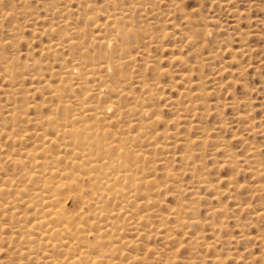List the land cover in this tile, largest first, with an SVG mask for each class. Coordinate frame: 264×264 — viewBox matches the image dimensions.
<instances>
[{"label": "bare ground", "instance_id": "6f19581e", "mask_svg": "<svg viewBox=\"0 0 264 264\" xmlns=\"http://www.w3.org/2000/svg\"><path fill=\"white\" fill-rule=\"evenodd\" d=\"M20 1H22V4L25 3L21 7H23L24 5L26 7L27 3L23 2V0H20ZM26 1L28 3L30 2V0H26ZM58 1L60 0H54L56 5L52 3L51 1L47 2V4L49 5L52 4L51 5L52 9L56 10L54 13L58 14V17L55 16L58 19V21L57 19L53 20L52 18V21L53 22L55 21V24L53 22H52L53 24L47 22L48 23V26H47L46 25L47 23L46 24L44 23L45 21L44 17L40 15L43 18V23L47 27L45 28L40 25L43 28H40L39 26L40 28L39 30L38 29L34 30L35 31L34 33L38 34V36L44 35L43 37L44 39H45V36L48 38V41H46L47 42L46 44L43 40H42L44 42L43 44L40 42V44L43 45V46L41 45V51L44 52L43 54L54 56L56 55V52L58 53V51H60L61 53L67 52V55H68L67 58H65V55H62V54L59 55V57L60 56H63V57L58 59L60 62L57 65L58 69H55L53 67L51 68L50 66H48V68L49 67L51 68V69L49 68L50 70H48L50 72V73L48 72L49 77L50 79L53 78L56 80L55 81L56 84L54 83L55 85H51V83L44 76H42L44 77L43 80L46 79L47 81L44 80L42 85L41 84L40 86L38 85V83H41L40 78L38 79L40 81L38 82L35 81L36 82L35 86L38 85L36 88H34L35 90L37 89L36 91L42 92V90L44 91V89H46V91H48L47 93H49L50 96L56 99L55 104L52 103L53 101L50 102L51 104H54V107H52L51 105L50 108L45 101L47 105L46 106L47 108L45 111L47 114L49 113L48 115L46 116L44 115L45 117H39V118H34V119H31V117L28 115L30 118L29 117L26 118L27 115L25 113V109H27V106H26L27 104L25 102L26 105H24L23 103H22L23 105H21L20 101L21 100L24 101L22 99L24 97H21V100L19 98L20 93H23V92H20V83H23L22 82L23 80L20 81L21 79L20 69L21 70H24V69L31 70V71H33L32 69H34L37 71V69H42V66H41L42 63L40 64V62H38V60L34 58L31 60L30 63L24 59L26 62L23 60L24 62L20 65V62L18 60H14L11 58L3 60V54H0V61L3 60L1 62L2 64L0 63V68H1L0 75L2 79L6 81L9 85L8 88H1L3 89L1 94H2L3 99L5 100V104L2 106L0 105V251H2V248L4 246L2 242H4L5 244L4 247H6V249L8 248L6 246L7 244L5 243L7 241V243H9L8 245L9 247H11L10 244L14 245L13 246L14 248L13 247L12 248L15 250L13 252H15L16 254V256H14L13 254L14 259L10 258L11 260L9 262L6 261L8 263H5V264H152V263L156 264L159 261V259L160 258L162 259L163 257L165 259L162 260V263L160 264H172V262H174L176 257L180 256L178 255V251H177L178 248L180 247L181 248L185 247L186 249H188L187 250L188 252L191 251L197 254V256H193V257L191 256L192 261H189L188 264H193L194 262L193 259L194 260L199 259L200 260L199 263L201 262L202 264L203 263L204 264L205 263L207 264H226L227 260L236 261L237 259L238 260L241 259V257L243 255L245 256V254L247 253L250 255V250L247 249L246 246H243L245 247L243 248L244 249L243 251L240 250L242 253H245V254H242V253L238 254L236 253L238 252V250L234 251L233 249L231 250V248L229 247L228 248L224 247V245L230 246L232 244L230 240H228V237L231 236L230 234H232L233 232L232 233L227 232L228 226L225 224L226 223L225 220L229 217V216L227 217L228 214L226 212L230 211L231 209L227 208L228 211H226L225 209L226 207L224 206L225 203H223V206H221L222 202H224L225 200L221 202V205L219 204V201L221 200L220 197L227 196V199H228L230 195H231L230 199H232L233 197L234 200L236 199V201H238L240 197H238V200H237V198H235L236 195L233 196L232 194L233 193L238 194L237 192H240L242 189H246V191L248 190L247 184L243 183L245 186L247 185L246 187H243V184L238 183V180L236 179L237 177H234L235 172L236 174H242V175L244 173H248L250 176L254 178L253 185L251 186L252 191L250 192H248L249 190L247 191L249 195L251 193V195L249 196L250 198L248 197L246 192H244L246 197L249 198V200H246V197H244L245 200L250 201V199L257 197L258 198L257 200H261V202L264 201V161H263L264 157L262 159V156H264V153L263 155L261 154L262 156H258L260 152L258 151V149H260V147L258 146L260 145L256 146L252 142H251L252 145H250V143H245V141L248 142L247 140L249 138L245 136H248V135L252 136V134L257 133L256 131H259V130H256V127L253 126L254 118H250L251 116L250 117L248 116V112L250 111H248L246 113L247 115H245L243 113L241 114V110L239 112V110L237 109H236L237 113L234 114L236 116L232 118L234 120L233 123L239 124V127H241L242 132L244 131L243 133L240 132V134L237 135L238 136L237 140L240 142V145H242L241 143L245 145V146L242 145V147L244 146L243 150L246 151L245 152L246 155L244 154L243 158L242 156L237 155L236 152H234L233 149L231 148L232 146L228 144V143L231 144L232 142L230 141L227 142L224 140L220 142L219 139L217 140L219 141V143L215 141V139H217V137L214 134L215 133L214 131L216 128L213 129L214 131L212 130L214 132L213 134L215 137L213 141L217 142L215 144L214 150L220 152L221 153L220 156L222 157L220 161L217 160L219 161V163L214 159L217 156L212 157L214 162L212 163L211 166H215V165L218 166L217 169H215L216 166L215 168L213 167L215 169V172L216 170H219L220 167L222 168L227 167L231 171L232 170L235 171L233 174L231 173L233 177L228 173L230 176L226 174L224 175L225 178H221L223 175L222 176L220 175L221 176L220 177L219 174H218L219 176L218 177L215 173L216 178H217L215 179L216 180L215 182L211 179V169L208 167L210 165H206L202 162H198L194 158V157L203 158L205 156L204 150L207 146L208 147L206 149L209 150V143H210L208 142L209 139H211V142H213L212 138H210L206 134L209 130L206 128L203 129L204 127L202 128L201 123H199L200 126L198 124L195 125L192 123L194 121L193 119L195 118L198 119V117H201L203 115L204 111H207V109L210 108L209 105L214 102V101L211 102L209 100L212 97V95L215 94L216 91L218 92L219 90H221L222 88H225L226 94H227L228 89L226 88L231 87V86H228V84L229 82L233 83L232 80L234 79L232 78L231 80V77H234L233 74L237 72L238 75H240L242 71L244 70L243 67L240 65V63H235V68L233 67L235 71H233L230 68L231 66L230 63L236 61L238 59L237 56H243L244 54H247V53L251 54V52L255 53L256 51L255 49L258 47L256 48L254 47L255 48L254 49L255 51H254L252 50L253 46L251 47L252 49H250L248 44H247L248 47H246L243 44L242 45L240 44L238 46L239 47L238 49H232V47H230L229 44L227 45L222 42L223 40L225 42L227 39L225 40L223 38V40L220 42L216 41L214 44L218 45L216 46L218 49L221 50L223 44L225 45V47L229 48L228 49V52L230 54L229 58L231 57L232 59H234V61L231 59L227 61L228 63L230 62L229 63L230 66L228 65L225 66L221 64V66L223 65L224 67L220 68L221 66L220 67L216 66L219 61L218 62L216 61V64H212V65L216 66L215 70L216 68L217 70L219 69L220 70L217 72L214 71L213 70L214 68L212 67L210 63L211 62L213 63V61L219 57V53H218L219 51L218 50L214 51L213 48H212L213 50L212 51L207 48L208 49L207 56L202 60H197L199 58H197L198 56L195 55L196 60L194 59L193 61L191 60L193 63L192 62L190 63H192L193 65L192 66L187 65L190 67V69L189 68L188 69L189 71L195 74V72L200 71L204 67L207 68L210 65V67L208 68H213L212 70L216 72V75L219 76V74L225 73V75H227L228 78H224V79L226 80L230 79L231 81L229 80L227 82H224L225 80L221 81L219 77L218 79L219 82H216V78L212 77L213 82H211V85L213 86L209 87L210 89H207L208 87L206 88V80H204L203 76H200L201 74L199 75V77L197 75V78L194 80L193 78L190 77V74L188 72L187 73L189 75L184 71L185 70L184 68L186 67H183V71L187 75L184 73L180 74L178 72L179 70L177 71V69H175L179 73L180 75L179 80L182 83L181 84L182 88H180L181 90L179 89L180 92L178 91L177 96L180 95V98H183V100L181 99L183 102L180 103L179 101L177 103L179 99V97H177L178 99L175 100L176 102L171 103L170 102L171 100L169 99V95H167L168 97L163 96L164 92L162 90L164 89H163V85H160V84H162L161 81L163 80L161 78L164 77V75L165 76L168 75V73L172 71L167 72L165 71V69L160 70V68H158L160 66L157 63V61L155 63L153 62V66H155L156 64L158 69L154 68L155 72L153 73V75H151L153 76V78L152 79H150L151 77L149 78V80H151L152 82L146 81L147 79L136 81L134 80L135 78L133 76L134 78L133 83L136 81L135 83L136 85H138L139 93L136 94L135 93L136 91H134L133 93H129L125 91L126 90L125 87L131 86V83H132L131 81L132 77H129L130 75L128 76V74H130L131 71L127 69L129 65L131 66V63L134 58V56L132 57V51L133 50L137 51L136 46H133L131 41L133 40L134 42H136L138 36L140 34H143L146 47L147 45H150V46L152 45L153 48H155V50L157 49V51H160V50L162 51L161 48L165 47L164 46L165 42L163 43V40L165 38H172V41L174 40H176V42L179 41L180 44H182L181 40H184L183 43L185 42V44L191 48L195 47L194 50L196 51V53L197 51L199 53L201 51V48H204L203 45L207 44L206 42L210 41V38L214 34L216 35L217 32L222 31V28H223L222 26L224 25H220L219 22L217 23L218 20L217 21L214 19L206 20V18L203 19L202 16L198 14V12L196 13L202 19L199 20L200 22L199 24L197 22L195 23V21L191 19V16L188 15V13L183 14V12H181L182 9L180 10L181 7H179L180 6L179 4H181L182 2L181 3L179 2L183 0H168L171 3L169 4V9L167 10V14H164V12L166 13V10H163L164 12H162L163 15H165L164 17L165 19L163 18L164 19L162 21L163 25H161V27L158 28L160 31L159 32L160 35L159 34L157 35V34H154L155 31L153 32L151 28L154 25L153 26L151 25L150 27L148 20L153 19V17L157 14L154 11H156L157 9L158 11L160 10L159 8H157L159 5L156 7V9L150 10L152 11V13L150 11L149 12L146 11L147 9L146 6L147 5L151 6L154 2H157L155 0H106V2H104L105 0L103 1L101 0L103 4L106 3L104 4L105 6L102 5L101 7H96L92 3L93 0H70L71 2L74 3V7L76 5V9L72 7L71 10L69 6L68 8L59 7ZM61 1L63 3L65 0H61ZM225 1L224 2L223 0L214 1V3L216 4L215 6H217L215 8L223 6ZM211 2H213V0ZM18 3L19 2L17 1V4ZM19 4H21V2ZM68 4L70 5V3ZM68 4L65 3V5H68ZM125 4L127 5L125 6ZM166 4H167V0H166ZM212 4L213 3H211V5ZM34 5L35 3L33 4V6ZM100 5L101 4L98 3V6ZM254 5L256 4L254 3ZM258 5L256 7L254 6L255 9H258V8L260 9ZM15 6H16V2H15ZM225 6L226 8L228 7L226 3L223 8H225ZM34 7L33 9L37 8V7L36 8ZM51 7L47 9L45 6V9L50 10ZM63 7H65L64 4H63ZM152 8H153V5H152ZM3 9L5 8L3 7ZM37 9L35 10L36 12H37ZM226 10H228V8ZM9 11L10 13H8ZM9 11L3 12L1 10L0 18L4 19L8 16L12 17V13H11L12 11L11 10ZM25 11L23 10V12ZM175 11H178V12L180 11L182 13L183 19L180 24L173 23L172 20L174 18H170L171 16L170 13L171 12L173 13ZM51 12L53 11L51 10ZM193 12L195 11H192V13ZM225 12L227 13V11ZM233 12H235V10L232 11L231 14ZM202 13L203 12L201 11V14ZM72 14L74 15V18H75L74 20L72 19L74 22L70 21L71 20L70 15ZM131 14H138L136 16L140 17L139 19L140 24L141 22H145L144 23L145 25H143L142 23L141 27H138L135 29L133 25L138 24L136 23L138 22V19L134 18L137 21H134V24H132L133 18ZM43 15L45 14L43 13ZM204 15L205 14H203V17ZM52 16L54 17V14H52ZM99 16L103 18L104 20L103 22H99V19H98ZM141 17H143V21L141 20L142 19ZM236 17H233V20H235L234 18ZM42 18H39V19L41 20ZM46 18H48V21H49V17H46ZM192 18L194 19V17ZM37 19H34V20H37ZM79 19H81L82 21L81 25H78L80 24L78 23ZM238 20L240 23V17ZM258 21L260 20L258 19L257 22ZM151 23H154V22H151ZM201 23H203L202 28H200L201 26L199 27L200 29L195 28V26L198 27ZM236 23H237V20H235L234 23L231 24V26L233 27L237 26L238 23L237 24ZM261 24H264V23H261ZM166 25L170 26V28L172 29L171 33L166 32L167 31ZM28 26H27V29L29 28ZM33 26L35 27V25ZM91 26L92 28H90ZM23 28H26V27L23 26ZM23 28H22V31H23ZM226 29L228 30V28ZM226 29H223V31ZM233 30L235 29L233 28ZM17 31H19V28H12V29L8 28V30L5 31L7 36L12 37L11 41L9 42L7 41L8 45L9 46L11 45L12 48L15 44L17 45V42L20 40V37L22 36L20 35L22 31L20 34H18ZM242 32L243 31H240L239 33H242ZM256 34L258 36V33ZM215 35L213 36L212 39H214ZM31 37H32V34H31ZM33 37H37V36L33 35ZM143 37H139V38L142 39ZM246 38L248 39V37H245V39ZM212 39L211 41H214ZM216 39H218V37ZM165 40L167 41V39ZM240 40L242 41L243 39L240 38ZM244 40L242 42L245 44ZM198 41L202 42L201 43L202 45L199 46ZM238 41H239V38H238ZM36 42H39V40ZM141 42H138V43L142 44ZM170 43H173V42H170ZM174 44L175 43H173V48H174ZM180 44L179 46H181ZM2 45H5V42L3 43L0 41V49H2ZM167 45L168 44H166V46ZM139 46L141 47V45ZM145 46H142V47L145 48ZM150 46H149V49H150ZM132 47H135L136 49H132ZM167 47L169 48V46ZM171 47L170 49H172ZM216 47H214V49H216ZM141 48H140V51H141ZM159 48L160 50H158ZM168 48L167 50H163V51H168ZM175 48H178V47L175 46ZM191 48L190 50L192 51L193 49ZM33 49L35 48L33 47ZM39 49L40 47L38 48V50ZM261 49L258 48L257 51L260 50V53H261ZM146 50H145V55L151 51H154V49L153 50L150 49V51L147 50L149 52H146ZM224 51L225 49H223V51L221 52H224ZM21 52H23L22 49H21ZM134 52H133V55H135L136 53ZM167 53H168V59L166 58V61H164L165 63L168 60L170 63L169 62L167 63L169 64L176 63V64L184 65L188 62V61L185 62L186 59L182 60L183 58L180 57V55L175 56L176 54H179V53H175L174 56L171 55V52L170 53L167 52ZM40 54L42 53H39L38 55L40 56ZM142 54L143 53H141V55ZM169 54L171 57H169ZM201 54L199 55L202 56ZM149 55L148 56L146 55L147 59L150 57ZM39 56H37V58ZM165 56L163 55V57H160L159 55L160 58H163L162 60L165 59L164 58ZM220 56L222 57V53L220 54ZM250 56H248V58ZM236 57L237 59L235 60ZM5 58H7V56ZM140 58L139 60L143 61ZM160 58L159 60H161ZM50 60H51V57H50ZM149 60L148 62H150L151 64L152 60L150 61ZM241 60L240 62H242ZM54 62L53 63L51 62V63L54 65ZM134 62L136 61H133V64ZM227 62L225 61L226 64H228ZM47 63L48 65L52 66V64H49L50 62H47ZM220 63L221 62H219L218 65H220ZM258 63H261V61ZM145 66H146V63H145ZM135 68L132 69V66H131V68L129 69H132L133 71ZM151 68L153 67L151 66ZM136 69L139 70L138 68ZM144 69H140V71L142 70L144 71ZM176 71H174L175 74L177 73ZM134 72L136 71L131 72V74ZM180 72H181V69H180ZM257 72L258 71H256V73ZM31 73L34 74V72H31ZM41 73H38L36 76H40ZM174 73H173V76H174ZM178 73L176 75H178ZM48 74L45 76L47 77ZM144 74L146 76V72ZM205 75L206 77H208L206 73ZM208 75L211 76V70H210V73H208ZM216 75L214 77H216ZM36 76H35V79L38 78V77L36 78ZM28 77L29 79H31L30 74ZM170 77H172V74H170ZM24 78L25 76H23V79ZM145 78H147V76ZM2 79H0L1 82H2ZM172 79L171 81H173ZM209 79H211V77ZM164 80L163 82L166 86L167 84L165 83ZM169 80L170 78L167 81L169 82ZM31 83L33 85L35 84L34 82H31ZM172 83H174V81ZM172 83L171 85H173ZM221 83L223 85H221ZM234 83H237V82L234 81ZM175 84L173 86H176ZM0 87H1V84H0ZM171 87L172 86L166 89H171ZM103 88L107 91L108 94L116 97L117 101L109 100L110 103H107L108 101L107 100L106 103L108 105H105L106 103L105 101H103L104 102L103 104L105 106H102L103 104L102 103L100 104L99 100H101L100 98L103 96V95L101 96V90ZM133 89L131 88L132 91ZM176 90L178 89L176 88ZM46 91H45V94H46ZM64 93L68 94L67 97L64 96L65 95ZM40 95L43 96V94H40ZM63 97L66 99L68 98L70 99L64 100ZM43 98H42V101L39 99L38 100L43 103V100H44ZM220 98H222L221 102L224 101L223 99H225L222 96ZM220 98H219V101H220ZM71 99H73L72 101L74 105L71 103L70 101ZM121 99H127L131 101V102L128 101L127 104L125 103L124 107L127 108L126 112L128 113L129 117L132 115L137 118H133V117L128 118L127 113L125 114L123 110L124 107L119 108L120 101L123 103V100ZM26 100L27 99H25V101ZM208 100L210 101L209 105L207 104ZM230 100L232 101L227 102L230 108L232 107L233 109V108L242 107V106H238L239 105V103L237 102L238 99H235V100L230 99ZM243 101L244 103L246 102L245 100ZM35 102H37V100ZM172 102H174L173 99H172ZM70 103L73 106H71ZM38 104L40 105L39 102ZM160 104H163L164 107L167 106L170 111L174 110L173 112L175 113L174 115L176 116L174 118H172L173 115H171L172 117L170 116V119H171L170 124H172L171 125L172 129L175 130L174 128H177L178 130V128H180L181 125L182 126L185 125V127L188 126L186 130H185V127H183V130H185L186 133H189L190 130H194L200 134V136L196 137V139H198L197 143L195 141L196 139L194 136L196 135H194V133L189 135V136L194 135L192 136L193 137L192 139V138H189V136L186 135V133L184 134L185 131H183L184 135L179 130L178 131L175 130L174 132H171L172 130L171 128H170L171 129L170 132H168L169 131L168 125L166 127L168 129L164 128L165 130H163V132H158L160 128L162 127L157 128L156 126L160 123L164 125V122H168V121H165V118H163V116L160 117V114L162 113L157 112L159 110H156L155 112H153L151 111L152 108L149 109V107L160 105ZM178 104L181 105V108L178 107L179 106ZM33 105L35 104L33 103ZM36 105L32 106V108L34 107L33 113H36L38 111L35 109L37 107ZM173 105L174 106L176 105V106L174 107ZM215 105L214 107L210 109L212 110L215 108L216 110L217 107L220 106V104L219 105L217 104L218 106H215ZM241 105H244V104H241ZM246 105H247V102H246ZM167 107H165V109ZM225 107H226V104H225ZM162 108L160 107V109ZM48 109H49V112L47 111ZM120 109L123 110L125 116L127 115V118H122V117L119 118V116L122 115ZM113 111L118 112V113L117 114L115 113V115L110 114V113H113ZM215 112H217V110ZM23 114H25L26 116H23ZM58 114L60 115L59 118L57 117ZM205 114L207 115L208 113H205ZM212 115L213 114L211 113V116ZM220 115H222L221 112H220ZM106 116L113 117V118H107ZM213 117L215 118V116ZM219 118L220 117H218V119ZM221 118H220V121H221ZM122 119H124V121H122ZM162 119H164L163 120L164 122L162 121ZM200 119H198V122ZM205 120H202V122L204 121L206 123ZM31 121H33L32 122L33 128H32L31 133H27L28 130L26 129L20 130V127L24 126V125L21 126L22 123L28 124V123H31ZM222 122H224V124L228 123V122L225 123L224 120H222ZM120 123L121 124L123 123V125H121ZM113 124L115 125L119 124V126L120 125L121 127L123 126L122 127L123 129L119 127L116 129H110L112 128ZM215 126H218V125H215ZM205 127H206V124H205ZM218 127H221V126H218ZM222 127L223 128L221 129V131L224 129V126ZM226 127L224 131L226 130ZM156 128L158 131L156 130ZM211 129L212 128H210V132H212ZM216 130L219 131L218 129ZM48 131H50V133H48ZM204 133L206 134L205 137H203ZM260 134L263 139L262 141V144H263L264 130L260 131L259 136ZM185 135L188 138H186ZM210 136L212 137V135ZM217 136H221V134ZM2 139L4 140L3 142H2ZM28 139L31 142L33 140L32 142L33 146L31 147L24 146L25 141ZM171 141L172 143H170ZM234 142L236 141L234 140ZM26 144H27V141H26ZM210 144L213 145L212 143ZM197 145L201 147L200 148L197 147L196 149H194V146H197ZM213 146H211L212 148L210 147V149H213ZM262 146L263 147L261 148H264V144ZM171 147L174 148V151L171 150ZM175 148H178V151H179L178 154L176 153L177 156H175L176 155ZM210 151L212 152V150ZM158 155L161 157L158 158L159 157ZM257 157H260L262 160L259 158L258 160ZM168 159H170V161L171 160L174 161L177 159V161H179L180 166H182L183 168L179 167L180 171H175L174 169L169 168V166L166 165V161ZM157 164L161 165V168L159 170L161 169L163 170V176L165 177L164 181H162L163 179L162 177H159L158 179L160 178L162 179H160V182H158L157 175L155 173L156 171L155 166H158ZM175 164L177 165L178 162ZM172 168H173V164H172ZM181 169H183V173ZM161 171L159 172L161 173ZM156 172L159 174L158 170ZM217 172L219 173V171ZM184 174H187L189 178L191 179L195 178L196 180L192 181L191 183L189 182V180L187 181V183L186 182L183 183V184L190 183L189 186L182 185L179 183L180 182L179 180L183 179ZM238 177L240 178V176ZM241 178L243 179V177ZM220 183L223 184L226 187V189L223 186L224 190H221L220 186H218ZM239 184H241L242 186ZM168 191L172 193L175 192V194L177 195L176 197H179L178 198L179 200L177 199L176 205L174 204L175 206L172 205V203L176 201L175 198H174L175 200L173 199V201H171L172 206L170 205V207L166 206V204L162 200L163 197H166L167 194L170 193V192L167 193ZM165 193L167 194L165 195ZM161 195L162 197L160 199ZM171 195L172 194L170 193L169 196ZM184 196L189 197L187 198L189 200L187 201L184 198ZM239 196H240V193H239ZM243 196L241 193L242 199H243ZM242 199L240 202L239 201L235 203L233 202L234 203L233 206L235 210L240 211V212L243 211L246 213L251 212L250 216L251 215L253 216H251L250 219H253L256 222L258 220H261V222L262 221L264 222V206L260 208L258 207L259 209H255V208L253 209L254 204L252 207H251L252 204L250 205V203H245L246 201H244V204H243ZM67 200H70L72 203L73 207L71 208V210L69 209L68 206H66ZM201 200L205 202L204 203L202 201L203 204H207V205L208 204L213 205V201H215V203L217 205L219 204V206L218 208L216 207L217 209H215V207L213 209L212 206L211 208H208V207L205 208V215L203 218L200 216L201 217L200 218L198 216L199 214L198 212H199V209L204 206L203 204H201L202 206L200 205L201 207L199 208L198 205L200 204L199 202ZM257 200L254 199V201L256 202ZM167 202L169 203L170 201H167ZM216 204H214V206ZM162 207H166V210H167V212H165L166 214L161 213L162 211L160 212V209ZM240 212L238 213L240 214ZM202 213L204 214V212ZM233 213H234V210H233ZM239 214H237V217H235V219L236 218L238 219ZM245 215L246 217L248 216L247 214ZM233 218L234 216L232 215V218H229V219H233ZM224 224L227 226V229L224 226ZM233 224H232L233 225L232 228H234V226H237L236 227L237 229L238 228L241 229L240 233L239 234L237 233L238 234L237 236L234 235L238 238V240L235 241L234 243H237L239 241V243L241 242V245H242V242L251 241L252 243L259 244L258 248L260 247L262 248V250L264 249V230L256 229L257 232L255 236H251L250 235L251 233L248 230L247 231L249 233H247L246 230L245 231L243 230V228L245 227L250 228L251 226H253L254 223L252 220H248V221L235 220V223ZM232 228L230 226V229L228 231L230 230L233 231ZM251 229H254V228H251ZM222 231H225L226 234L229 233V236L226 235L227 238H223ZM225 232H223L224 235H225ZM177 234L181 235L182 238L187 237L189 240L187 239L186 241H189V242H187L186 244H183L182 241L180 240L178 241L176 239ZM206 234L210 236V239H209L210 241L208 242H206V239H205ZM232 237H233V234L231 236V239ZM156 239H159L160 242L163 244V246L166 245L168 247L169 245L167 244L171 245L170 241L175 239V241L177 240L178 242V244L175 242L177 244V248L175 249V247L174 248L170 247L171 249L169 250L168 247L166 248L164 247L165 249L168 248L169 251L167 250L168 252L164 253L163 257H160L157 251L158 249H161V250L163 249L157 248V251H155L156 249L152 247L151 245L155 243ZM231 241L233 242V239ZM172 243L174 244V242ZM239 243H237V246ZM253 245L256 246L255 244ZM201 246L204 248L206 252V254L204 252L205 256H200V253H198L201 250ZM197 247L199 248V251L197 250ZM248 248H251V247H248ZM204 250H201V251H204ZM201 254H203V252H201ZM184 255L183 257H185ZM253 255L255 256V254H252L249 256L251 259L249 264H264V254L263 253L261 255H258L257 257L256 256L253 257ZM149 258L153 260V262L150 263L148 261ZM2 260L3 262L5 261L4 259ZM178 260L180 262H184V261H181L179 258ZM178 260L176 261L178 262ZM245 261L246 260L244 259V262L242 263L247 264V261L246 262ZM159 262L157 264H159Z\"/></svg>", "mask_w": 264, "mask_h": 264}, {"label": "rangeland", "instance_id": "374dc122", "mask_svg": "<svg viewBox=\"0 0 264 264\" xmlns=\"http://www.w3.org/2000/svg\"><path fill=\"white\" fill-rule=\"evenodd\" d=\"M7 1H8V3H7ZM17 1L20 3L21 2V4H17ZM0 0V11L2 10L3 12H8L9 10H11L12 12V17H13V15H14V17L12 18L11 16H8V17H6V18H4V19H2V18H0V39H2V40H0L1 42H5V45H2V49H0V54H3V60H5V59H14V60H18L19 62H20V65L26 60L27 62H31V60L32 59H36V60H38V62H40V64H41V66H42V69H37V71L36 70H34V69H32L33 71H31V70H21L20 69V72H21V74H20V77H21V79H20V81H22L23 83H20V92H23V93H20V100H21V97H24L25 99H27L26 101H25V99L24 98H22L24 101H20V104L21 105H26L27 106V109H25V113H26V115L25 114H23V116H26V118H28L29 116L31 117V119H34V118H39V117H45L46 115H48L47 113H46V103L48 104V106H49V108H50V106L52 105V107H54V104L56 103V99L54 98V97H52V96H50L49 95V93H47L48 91H46V89H44V91L42 90V92L40 91V92H38V91H36L34 88H36L38 85L40 86V84L42 85L43 84V82H44V80H48L50 83H51V85H55L56 84V80L55 79H50V77H49V74H48V70H50L52 67L53 68H55V69H58V67H57V65L60 63L59 62V60L58 59H60L61 57H63V56H60L59 57V55H65V58H67L68 57V55H67V52H64V53H66V54H64V53H61L60 51H58V53L56 52V55H54V56H56V57H54V56H52V55H47V54H43L44 52H42L41 51V45L45 42V44L47 43L46 41H48V38L45 36V39L43 38L44 37V35H39L38 36V34H36V33H34L35 31V29L37 30H39L40 28H43V27H47L48 26V23H52L53 21H52V18H53V20L55 19H57L56 17H58V14L57 13H54L56 10H54V9H52V7H51V5H49V4H47V2H49V1H51L52 3H54L55 4V2H54V0H30V2L32 3H28L26 0H23V2H26L27 3V5H26V7H25V5L23 6V7H21L23 4H25V3H23L22 4V1H20V0ZM35 1V2H34ZM39 1H41V2H39ZM103 1V0H102ZM155 1H157V2H154L152 5H153V8H152V5L151 6H146V8L148 9H146V11L147 12H149L151 9H156V7L157 8H159L160 10L158 11V9L156 10V11H154V12H156L157 14L153 17V19H150V20H148V22H149V26L151 27V25L153 26V27H151L152 28V31L154 32L155 31V33L154 34H159L160 35V31H159V29L158 28H160L161 27V25H163V20L165 19L164 17H165V15H163V13L162 12H164L163 10H166V13L164 12V14H167V10L169 9V4L171 3V2H169L168 0H167V4H166V0H155ZM161 2V4H160V2ZM165 3H163V2ZM212 1V0H211ZM210 0H183V1H180L179 3H181V4H179L180 6L179 7H181L180 8V10H181V12H183V14H185V13H188V15H190L191 16V19L193 20V21H195V23L197 22L198 24L200 23L199 22V20L200 19H205L206 18V20L207 19H214V20H218L217 21V23L219 22L220 23V25H224V26H222L223 28H222V31H219V32H217L216 33V35H217V37H218V39H216L217 37H216V35H215V37H214V39H212L213 38V36L210 38V41H211V39L212 40H214V41H207L206 43L207 44H205V45H203L204 46V48H201V51L198 53V51H197V53H196V51L194 50L195 49V47H193V48H191V47H189L188 45H186L185 44V42L183 43V41L184 40H181V43L182 44H180V42L178 43V42H176V40H174V41H172V38H165V39H167V41L164 39L163 40V43L165 44L164 46L165 47H163V48H161L162 49V51L160 50V48L158 49V50H160V51H157V49L155 50V48H153V46L151 45H147V47L145 46V39H144V37H143V34H140L139 36H138V38H137V41L138 42H141V40H142V44H140V43H138L137 41L136 42H134L133 40L131 41L132 42V45L133 46H136V48H137V51L136 50H133L132 51V57L134 56V58H133V61H136V62H134V64H133V61H132V63H131V66H132V69L133 68H135V66H136V68H138L139 70H137L136 68L133 70V71H136V72H134V73H132L131 74V72H133L132 71V69H129V68H131V66L129 65L128 66V70H130L131 72H130V74H128L129 73V71H128V76L129 77H132L131 78V81H132V83H131V86H126L125 88H126V92H129V93H133L134 91H136L135 93L136 94H138L139 93V88H138V85H136V81H138V80H144V79H147L146 81H149V82H152L151 80H149V78L150 79H152L153 78V76H151V75H153V73L155 72L154 71V68L155 69H158V68H160V70H164L165 69V71H167V72H170V71H172V72H170V73H168V75H164V77H162L161 79H163L164 80V78H165V83L167 84L166 86H165V84H164V82H163V80L161 81V83L162 84H160V85H163V89L164 90H162L164 93H163V96H166V97H168L167 95H169V99L171 100L170 102L171 103H175L176 101V99H178L177 97H179V99H178V101H177V103L180 101V103L181 102H183L182 100H183V98H180V95L179 96H177V94H178V91L180 92V88H182V83H181V81L179 80L180 78H179V73L181 74H183L184 73V71L187 73H189L190 74V77L191 78H193L194 80L197 78V75H198V77H199V75L200 76H203L204 77V80H206V88L207 89H210L209 87H212L213 85H211V82H213L212 81V79L213 78H216V82H219V77H220V80L221 81H224V82H227V81H229L230 79H224V78H228L227 77V75H225V73H222V74H219V76L218 75H216V72L217 71H219V70H217V68H216V70H215V67L216 66H221V64H223V65H228V66H230V68L233 70V71H235V63H240V65L243 67V71H242V73L240 74V75H238V73L237 72H235L234 74H233V76L234 77H231V80H232V78L234 79V80H232L233 81V83L231 84L230 82H229V84H228V86H231V87H227L226 89H228L227 90V94H226V90H225V88H222L221 90H219L218 92L216 91L215 92V94H213L212 95V97L209 99L211 102L212 101H214L213 103H211L210 105H209V103H210V101L208 100L207 101V104L209 105V107L210 108H212V107H214V105L215 106H218L219 104H220V106L222 107H217V112H215L216 110H215V108L214 109H210V108H208L207 109V111H204L203 112V115L205 114V113H208L207 115L205 114L204 116L202 115L201 117H198V119H200L199 120V122H198V119L197 118H195V119H193L194 121H193V123L192 124H198L199 126H200V124L199 123H201V126H202V128L203 129H208L209 131L206 133L207 134V136H209L210 138H212V141H213V139H215V137H214V134H215V136L217 137V139H215V141H217L218 139H219V141L221 142V141H227V142H232L231 144L230 143H228L230 146H232L231 148L233 149V151L234 152H236V154L237 155H240V156H242V158H243V156H244V154H245V152L246 151H244L243 149V147L245 146L243 143H241L242 145H244L243 147H242V145H240V142L237 140V135H239L240 134V132L241 133H243L242 132V129H241V127H239V124H235V123H233L234 122V120L232 119V118H234L236 115H234V114H236L237 113V110H239V112H240V110H241V114L243 113V114H245V115H247L246 113L248 112V111H250V112H248V116L250 117V118H254V121H253V119H252V121H253V126L254 127H256V130H259V131H256L255 129V131L258 133H260V131L261 130H264V53H262V52H264V24H261V23H264V0H237V1H235V0H230V1H228V0H226V1H228V2H226L225 0H223V2L225 1V3H226V5H228V10H226L227 8H226V6H225V8H223L224 7V5H225V3H224V5L223 6H221V7H218V8H215V7H217V6H215L216 4L214 3V1H216V0H213V2H211ZM218 1V0H217ZM6 2V3H5ZM12 2V3H11ZM15 2H16V6H15ZM95 2V3H94ZM104 2H106V0L104 1ZM159 2V3H158ZM4 3V4H3ZM35 3V7L33 6V4ZM65 3L66 4H68V3H70V5L68 4V5H65ZM92 3L96 6V7H101L102 5L103 6H105L104 4H106V3H104L103 4V2H101V0H93L92 1ZM98 3H100L101 5L100 6H98ZM211 3H213L212 5H211ZM254 3L256 4V5H254ZM2 4H3V6H2ZM6 4V5H5ZM12 4V5H11ZM29 4V5H28ZM40 4V5H39ZM45 4H47V5H45L46 6V8L48 9V8H50L51 7V9L50 10H47V9H45V6L44 5ZM59 4V5H58ZM58 6L59 7H61V8H68V6H69V8H70V10H71V8L73 7L74 9H76V5H75V7H74V3L73 2H71L70 0H65L63 3H62V1L60 0V1H58ZM62 4V5H61ZM63 4H64V6L65 7H63ZM128 4V3H127ZM127 4H125V6L127 5ZM157 4V5H156ZM253 4V5H252ZM259 4V5H258ZM44 7H43V6ZM49 5V6H48ZM56 5V4H55ZM250 5V6H249ZM259 6L260 7V9L258 8V9H255V7L256 6ZM31 6V7H30ZM118 6V5H117ZM121 6V5H120ZM212 8H211V7ZM253 6V7H252ZM255 6V7H254ZM1 7H2V9H1ZM3 7L5 8V9H3ZM8 7V8H7ZM10 7V8H9ZM29 7H30V9H29ZM33 7L34 8H36L37 9V12L35 11L36 9H33ZM41 7H42V9H41ZM230 7V8H229ZM250 7V8H249ZM13 8V9H12ZM24 8V9H23ZM27 8H28V10H27ZM60 8V9H61ZM197 8H198V10H197ZM201 10H200V9ZM18 9V10H17ZM20 9V10H19ZM195 9V10H194ZM223 9H225V10H223ZM23 10L25 11V12H23ZM32 10V11H31ZM46 10V11H45ZM51 10L53 11V12H51ZM197 10V11H196ZM230 10V11H229ZM234 11L235 10V12H233L232 14H231V12L232 11ZM22 11V12H21ZM29 13H28V12ZM49 11V12H48ZM192 11H195V12H193L192 13ZM201 11L203 12L202 14H201ZM225 11H227V13L225 12ZM46 12V13H45ZM48 12V13H47ZM151 13H152V11H150ZM178 11H175V12H171L170 13V18H174L172 21H173V23H175V24H180L181 23V21H182V13L180 14L179 12V14L177 13ZM196 12H198V14L200 15V16H202V18L196 13ZM208 12V13H207ZM239 14H238V13ZM8 13H10V11L8 12ZM14 13V14H13ZM34 13H36V14H34ZM43 13L45 14V15H43ZM54 14V17L52 16V14ZM195 13V14H194ZM241 13V14H240ZM17 16H16V15ZM22 14H23V16H22ZM24 14H25V16H24ZM51 14V15H50ZM56 14V15H55ZM149 14V13H148ZM147 14V15H148ZM161 14V15H160ZM203 14H205L204 15V17H203ZM232 16H231V15ZM44 17V23L46 24L47 22V26H45V24L43 23V18L41 17ZM73 15V14H72ZM72 15H70L71 17H70V21H72V22H74L73 20L75 19L74 18V15L72 16ZM135 15V16H134ZM136 15H138V14H131V16H132V24H134V21H137V20H135L134 18H137L138 19V22H136V23H138V24H140V17H138V16H136ZM150 15V14H149ZM157 15H158V17H157ZM163 15V16H162ZM173 15V16H172ZM197 15V16H196ZM235 15V16H234ZM242 15V16H241ZM244 15V16H243ZM28 16V17H27ZM34 16H35V18H34ZM52 16V17H51ZM56 16V17H55ZM161 16H162V18H161ZM207 16V17H206ZM214 16V17H213ZM226 16V17H225ZM236 16H238V17H236ZM46 17H49V21H48V18H46ZM100 17V16H99ZM98 17V19H99V22H103L104 20H103V18L102 17H100L99 18ZM160 17V18H159ZM192 17H194V19L192 18ZM233 17H236V18H234L235 20H237V23H238V25L237 26H235V27H233V26H231V24H233L234 23V21L235 20H233ZM239 17H240V23H239ZM244 19H243V18ZM262 17V18H261ZM25 18H26V20H25ZM37 19V20H34V19ZM39 18H42L41 20L39 19ZM142 19V21H143V17H141ZM164 18V19H163ZM13 19V20H12ZM16 19V20H15ZM18 19H19V21H18ZM73 19V20H72ZM160 19H161V21H160ZM196 19V20H195ZM248 19V20H247ZM260 20V21H258L257 22V20ZM47 20V21H46ZM156 20V21H155ZM158 20V21H157ZM256 20V21H255ZM263 20V21H262ZM28 21H29V23H28ZM32 23H31V22ZM35 21V22H34ZM42 21V22H41ZM57 21H58V19H57ZM56 21V22H57ZM15 22V23H14ZM18 22V23H17ZM34 22V23H33ZM81 19H79L78 20V23H80V24H78V25H81ZM147 22V23H148ZM151 22H154V23H151ZM259 22H261V23H259ZM19 23H20V25H19ZM25 23V24H24ZM41 23V24H40ZM54 24H55V21L53 22ZM52 23V24H53ZM69 23H71V22H69ZM143 23V25H145L144 23L145 22H141V24ZM151 23V24H150ZM236 23V24H237ZM27 24V25H26ZM38 26H37V25ZM43 24V25H42ZM137 24V25H138ZM141 24L140 25H136V24H134L133 26L135 27V29L136 28H138V27H141ZM156 24V25H155ZM203 23H201L198 27H196L195 26V28H197V29H200V28H202L203 27V25H202ZM29 25V26H28ZM33 25H35V27L33 26ZM43 26V27H41V26ZM260 26V27H258V26ZM3 26V27H2ZM23 26L24 27H26V28H23ZM27 26L29 27L28 29H27ZM39 26H40V28H39ZM137 26V27H136ZM201 26V27H200ZM231 26V27H230ZM33 27V28H32ZM166 29H167V31L166 32H169V33H171L172 32V29L170 28V26H168V25H166ZM168 27H169V29H168ZM200 27V28H199ZM238 27V28H237ZM262 27V28H261ZM7 28V29H6ZM8 28L9 29H12V28H19V31H17V33L18 34H20L21 33V31H22V28H23V31H22V33L20 34V35H22L21 37H20V40L17 42V45L15 44L14 46H13V48L11 47V45L9 46L8 45V43H7V41L9 42V41H11V38L12 37H9V36H7L6 35V32L5 31H7L8 30ZM90 28H92V26L90 27ZM226 28H228V30L226 29ZM233 28L236 30V31H238V32H236L235 30H233ZM257 28V29H256ZM2 29V30H1ZM5 29V30H4ZM25 29V30H24ZM31 29H32V31H31ZM223 29H226V30H224L223 31ZM238 29V30H237ZM244 29V30H243ZM243 31L242 33H239L240 31ZM3 31V32H2ZM245 31V32H244ZM158 32V33H157ZM246 32H248V33H246ZM4 33H5V35H4ZM221 33V34H220ZM229 33V34H228ZM237 33H239V34H237ZM245 35H244V34ZM249 33H250V35H249ZM253 33V34H252ZM255 33V34H254ZM256 33H258V36H257V34ZM31 34H32V37H31ZM244 36H243V35ZM19 35V36H20ZM33 35L34 36H37V37H33ZM239 35V36H238ZM243 36V37H241V36ZM256 35V36H255ZM2 36H3V38H2ZM176 36H178V35H176ZM221 36V37H220ZM238 36V37H237ZM8 37V38H7ZM23 37H24V39H23ZM139 37H143L142 39L141 38H139ZM245 37H248V39L246 40L245 39ZM223 38L226 40L225 42H224V40H223ZM238 38H239V41H238ZM240 38L241 39H245L244 40V42H245V44L240 40ZM32 40V42H31V40ZM47 39V40H46ZM141 39V40H140ZM170 39H171V41H170ZM25 40V41H24ZM30 40V41H29ZM39 40V42H36V41H38ZM44 42H43V41ZM223 40V41H222ZM24 41V42H23ZM35 41V42H34ZM200 41V40H199ZM198 41V42H199ZM216 41H222L224 44H229V46L230 47H232V49H238L239 47V45L241 44H243V45H245L246 47H248L247 46V44L249 45V47H250V49H252V50H254L256 47H258V48H262L263 49V51H262V49H261V53H260V50H258L257 51V49L258 48H256L255 50L257 51V53H256V51H255V53H252L251 52V54L250 53H247V54H244L243 56H237L238 57V59H240L241 60V58H242V62H240V60H238L237 59V57L235 58V60L236 61H234V59H232L231 57L229 58V52H228V49L229 48H227V47H225V45L223 44V46H224V48H223V46H222V49L220 50V49H218L216 46H218V45H215L214 43L216 42ZM23 42V43H22ZM40 42L42 43V44H40ZM170 42H173V43H175L174 44V48H173V43H170ZM240 42V43H239ZM31 45H30V44ZM177 43V44H176ZM202 42H199V46L200 45H202L201 44ZM7 44V45H6ZM27 46H25V45ZM44 44V45H45ZM144 44V45H143ZM166 44H168L167 46H169V48L166 46ZM179 44L181 45V46H183V47H181V46H179ZM139 45H141V47L142 46H145V48L147 49V50H149L150 51V49L151 50H153L154 49V51H151V52H149V51H147L144 47H140ZM186 47H185V46ZM226 45V46H227ZM251 45V46H250ZM7 46V47H6ZM43 46V45H42ZM149 46H150V49H149ZM172 46V47H171ZM175 46L176 47H178V48H175ZM202 46V47H203ZM206 46V47H205ZM209 46H210V48H209ZM244 46V47H245ZM253 46V47H252ZM4 47V48H3ZM10 47V48H9ZM18 47V48H17ZM33 47L35 48V49H33ZM40 47V52H39V50H38V48ZM170 47L172 48V49H170ZM214 47H216V49H214ZM252 47V48H251ZM255 47V48H254ZM9 48V49H8ZM17 48V49H16ZM24 48V49H23ZM37 48V49H36ZM135 47H132V49H136ZM140 48H141V51H140ZM167 48H168V51H163V50H167ZM180 48H182V49H180ZM190 48L191 49H193L194 50V52H193V50L191 51L190 50ZM210 49V50H212V48H213V50L214 51H219L218 53H219V57L218 58H216L214 61H213V63L211 62L210 64L212 65V64H216V61L218 62H221L220 63V65H218L219 64V62H218V64L216 65V66H213L212 65V67L214 68H208V67H210V65L206 68V67H204L203 69H201L200 71H197V72H195V74L193 73V72H191V71H189V69H190V67L189 66H192L193 64V59L194 60H196L195 59V55L196 56H198L197 58H199V59H197V60H202V59H204L206 56H207V51H208V49ZM227 48V49H226ZM11 49V50H10ZM21 49H22V51L23 52H21ZM31 49V50H30ZM146 50V52H149V53H147L146 55L148 56L149 54H151V55H149L150 57V60H152L151 61V64H150V62H148V60H149V58L147 59L146 58V55H145V50ZM175 49V50H174ZM177 49V50H176ZM223 49H225V51L224 52H221V51H223ZM37 50H38V52H37ZM170 50V51H169ZM172 50V51H171ZM181 50V51H180ZM212 50V51H213ZM13 51H14V53H13ZM20 53H19V52ZM34 51V52H33ZM136 53H135V52ZM176 51V52H175ZM11 52V53H10ZM31 52H32V54H31ZM133 52L135 53V55H133ZM139 52H140V54H139ZM167 52H171V55L172 56H174L175 55V53H179V54H176L175 56H179L180 55V57H182L183 59L182 60H184V59H186L185 60V62H187L186 64H184V65H180V64H176V63H171V64H169L170 62H169V60L167 61V62H169V63H165L164 61H166V58L168 59V53ZM192 52H193V54L194 53H196V54H192ZM259 52V53H258ZM22 53H24V54H22ZM39 53H42V54H40V56L38 55ZM141 53H143L142 55H141ZM173 53V54H172ZM183 53V54H182ZM202 53V54H201ZM222 53V57L220 56V54ZM227 53V54H226ZM13 54V55H12ZM199 54H201L202 56H200ZM206 54V55H205ZM255 54H257V55H255ZM10 55H11V57H10ZM17 55H18V57H17ZM31 55V56H30ZM144 55V56H143ZM154 55V56H153ZM157 55V56H156ZM159 55H160V57H163V55L165 56V55H167V56H165L164 58V60H162L163 58H160L159 57ZM205 55V56H204ZM251 55V56H250ZM7 56V58H5V57ZM32 56H33V58H32ZM37 56H39L38 58H37ZM135 56H136V58H135ZM141 58H140V57ZM151 56H152V58H151ZM191 56H193V57H191ZM248 56H250L249 58H248ZM23 57V58H22ZM26 57V58H25ZM50 57H51V60H50ZM52 57H53V59H52ZM169 57H171L170 56V54H169ZM185 57V58H184ZM201 57V58H200ZM203 57V58H202ZM240 57V58H239ZM28 58V59H27ZM42 58V59H41ZM44 58V59H43ZM57 58V59H56ZM139 58L140 59H142L143 61H141V60H139ZM154 58V59H153ZM159 58L161 59V60H159ZM248 58V59H247ZM262 58V59H261ZM25 59V60H24ZM47 59H48V61H47ZM146 59H147V61H146ZM219 59V60H218ZM229 59H231V60H233L234 62H232V63H230V65H229V63L227 62V61H229ZM260 59V60H259ZM2 60V61H3ZM24 60V61H23ZM138 60V61H137ZM149 60V61H150ZM159 60V61H158ZM190 60V61H189ZM192 60V61H191ZM222 60V61H221ZM263 60V61H262ZM2 61H0V63L2 62ZM25 61V62H26ZM42 61H44V62H42ZM55 61V62H54ZM157 61V63L159 64V66L160 67H158L157 68V66H156V64H155V66H153V62L155 63ZM224 61V62H223ZM225 61L228 63V64H226L225 63ZM261 61V63H258V62H260ZM47 62H50L49 64H52L53 62H54V65L52 64V66L51 65H48V63ZM52 62V63H51ZM184 62V61H183ZM184 62V63H185ZM190 62H192V63H190ZM47 63V64H46ZM137 63V64H136ZM139 63V64H138ZM145 63H146V66H145ZM149 65H148V64ZM191 65H190V64ZM247 63V64H246ZM2 64V63H1ZM157 64V65H158ZM167 64H169V65H171V66H169V65H167ZM173 64V65H172ZM174 64H176V65H174ZM243 64V65H242ZM262 64V65H261ZM134 65V66H133ZM187 65H189V66H187ZM221 66L220 68H222V67H224V66ZM256 65H257V67H256ZM48 66H50L49 68H48ZM150 68H149V67ZM151 66L153 67V68H151ZM247 68H246V67ZM250 66V67H249ZM140 67V68H139ZM146 67V68H145ZM149 69H148V68ZM178 67H180V68H178ZM183 67H186V68H184L185 70L183 71ZM218 67V68H219ZM234 67V68H233ZM145 68V69H144ZM189 68V69H188ZM258 68V69H257ZM140 69H144V71L142 72V71H140ZM151 69H153V70H151ZM169 71H168V70ZM175 69H177V71L179 72H177ZM180 69H181V72H180ZM211 70V76H209L208 75V73H210V70ZM214 71H216V72H214ZM46 70V71H45ZM148 70V71H147ZM151 70V71H150ZM258 71L257 73H256V71ZM30 71V72H29ZM36 71V72H35ZM174 71H176L177 73H178V75H176L175 73H174ZM195 71V70H194ZM207 71V72H206ZM214 73H213V72ZM31 72H34V74L33 73H31ZM41 73L40 74V76H36L38 73ZM46 72V73H45ZM141 74H140V73ZM146 72V76H147V78H145L146 76H145V73ZM149 72H151V73H149ZM200 72H202V73H200ZM0 73H1V68H0ZM50 73V72H49ZM150 75H149V74ZM173 73H174V76H173ZM186 73H184V74H186ZM187 73V74H188ZM192 73V74H191ZM199 73V74H198ZM205 73L207 74V76L208 77H206V75H205ZM214 75H213V74ZM237 73V74H236ZM29 74H30V78L31 79H29ZM31 74H33V75H31ZM48 74V76L46 77L45 75H47ZM170 74H172V77H170ZM186 74V75H187ZM188 74V75H189ZM192 75H193V77H192ZM196 75V76H195ZM216 75V77H214ZM23 76H25V78L23 79ZM35 76H36V78L37 79H35ZM42 76H44L46 79H44L43 80V78L44 77H42ZM133 76H134V78H133ZM139 76H141V77H139ZM144 76V77H143ZM149 76V77H148ZM169 76V77H168ZM178 76V77H177ZM226 76V77H225ZM237 76V77H236ZM238 76H240V77H238ZM242 76V77H241ZM32 77H34V78H32ZM42 77V78H41ZM136 77H137V79H136ZM211 77V79H209ZM213 77V78H212ZM235 77H236V79H235ZM40 78V80H38ZM49 78V79H48ZM141 78V79H140ZM170 78V80H169V82H170V84H169V82L167 81L168 79ZM173 78V79H172ZM238 78V79H237ZM0 79H2V77H1V75H0ZM27 79V80H26ZM136 80L134 83H133V81L134 80ZM167 79V80H166ZM171 79L174 81V83H172L173 81H171ZM175 79V80H174ZM178 79V80H177ZM29 80H30V82H29ZM43 80V81H42ZM46 80V81H47ZM177 80V81H176ZM208 80V81H207ZM230 80V81H231ZM4 80L2 79V82L0 81V84H1V87H0V103H2V104H0L1 106L2 105H4L5 104V100L3 99V97H2V94H1V92L3 91V89H1V88H8L9 87V85H8V83L6 82V81H4ZM35 81H40L41 83H38V85L37 86H35L36 85V82ZM167 81V82H166ZM180 83H179V82ZM234 81L235 82H237V83H234ZM243 83H242V82ZM31 82H34L35 84L33 85ZM208 82V83H207ZM224 82H222V83H224ZM55 83V84H54ZM171 83L174 85L175 83V85L176 86H173V85H171ZM221 83V85H223ZM22 84V85H21ZM28 84V85H27ZM30 84V85H29ZM179 84H180V86H179ZM213 84V83H212ZM244 86H243V85ZM8 85V86H7ZM33 86V88H32V86ZM179 87H178V86ZM5 86V87H4ZM7 86V87H6ZM31 86V87H30ZM135 88H134V87ZM137 86V87H136ZM170 86H172V87H174V88H172L171 87V89H166V88H169ZM233 86V87H232ZM25 87V88H24ZM28 87V88H27ZM30 87V88H29ZM127 88H128V90H127ZM131 88L133 89V91L131 90ZM176 88L178 89V90H176ZM230 88V89H229ZM244 88V89H243ZM180 89V90H179ZM26 90V91H25ZM35 92H34V91ZM104 90V91H103ZM169 90V91H168ZM174 90V91H173ZM176 90V91H175ZM30 91V92H29ZM31 91H33V92H31ZM45 91H46V94H45ZM132 91V92H131ZM224 91V92H223ZM38 92V93H37ZM167 94H166V93ZM177 92V93H176ZM229 92V93H228ZM33 93V94H32ZM37 93V94H36ZM43 94V96L42 95H40V94ZM103 93V94H102ZM24 94V95H23ZM39 94V95H38ZM65 95L64 96H66L67 97V95L68 94H66V93H64ZM45 95H47V96H45ZM104 97H103V96ZM214 95H215V97H214ZM225 95V96H224ZM245 95V96H244ZM101 100H99V103L101 104H103L104 102L103 101H105V103H106V101H107V103H110V101L111 100H114V101H117V98L116 97H114L113 95H110V94H108L107 93V91L103 88L102 90H101ZM112 96V97H111ZM170 96H171V98H170ZM218 96V97H217ZM223 97V98H225V99H223L224 101H222L221 102V99L222 98H220V97ZM31 97V98H30ZM41 97V98H40ZM43 97H45V98H43ZM49 97V98H48ZM109 97V98H108ZM233 97V98H232ZM31 100H30V99ZM42 98L44 99L43 100V103L42 102H40L39 100H41L42 101ZM64 98V97H63ZM105 98V99H104ZM114 98V99H113ZM219 98H220V101H219ZM245 98V99H244ZM39 99V100H38ZM66 98H64V100H65ZM70 98H68V99H66V100H69ZM172 99H173V101L174 102H172ZM182 99V100H181ZM215 99V100H214ZM217 99V100H216ZM230 99H238V103H239V105L238 106H242V107H238V108H233L232 109V107L230 108L229 107V105H228V101L230 102V101H232V100H230ZM245 100L246 102H247V105H246V102L244 103V101L243 100ZM37 100V102H35ZM73 99H71L70 101H71V103L73 104V101H72ZM110 100V101H109ZM121 100H123V103L120 101V105H119V108H123L124 106H125V103L127 104V102L129 101V102H131L130 100H127V99H121ZM125 100V101H124ZM127 100V101H126ZM226 100V101H225ZM3 101V102H2ZM18 101H19V99H18ZM17 101V102H18ZM28 101V102H27ZM34 101V102H33ZM45 101H46V103H45ZM53 101V102H52ZM93 101H95V100H93ZM25 102H26V104H25ZM38 102L40 103V105L38 104ZM50 102H52V103H54V104H51ZM216 102V103H215ZM218 102H220V103H218ZM23 103V104H22ZM33 103L37 106L35 109L36 110H38L37 112H38V114H37V112L36 113H33L34 112V107L32 108V106H35V105H33ZM71 103H70V105H71ZM105 104V105H108V104ZM122 103V104H121ZM179 103V104H180ZM249 103V104H248ZM45 106H43V105ZM178 104V105H179ZM206 104V105H207ZM218 104V105H217ZM222 104V105H221ZM225 104H226V107H225ZM241 104H244V105H241ZM28 105H29V107H28ZM30 105H31V107H30ZM69 105V106H70ZM74 105V104H73ZM73 105H71V106H73ZM104 104L102 105V106H105ZM101 106V105H100ZM162 108V109H160V107ZM174 106V105H173ZM176 106V105H175ZM174 106V107H175ZM243 106H245V107H243ZM39 107V108H38ZM157 107V108H156ZM165 107H167V106H165ZM165 107L163 106V104H160V105H155V106H151V107H149V109H151L152 108V110L151 111H153V112H155L156 110H159V111H157V112H161L162 114H160V117H162L163 116V118H165V121H168V122H164L163 120L164 119H162V121L164 122V125L163 124H158L156 127L157 128H160V127H162V128H160V130L158 131L157 130V128H156V130L158 131V132H163V130H165V129H168L169 128V131L168 132H170V130L172 129V124H170V121H171V119H170V116L171 115H173V117L172 118H174L176 115H174L175 113L173 112V111H170L169 109H168V107L165 109ZM179 108H181V105H179L178 106ZM225 107V108H224ZM125 108V109H124ZM123 108V110H124V112H125V114L127 113L126 111H127V108L126 107H124ZM154 108V109H153ZM159 108V109H158ZM218 108H220L221 109V111H220V109H218ZM210 109V110H209ZM235 109V110H234ZM237 109V110H236ZM244 109V110H243ZM123 110L122 109H120V111H121V113H122V115L123 116H125V114H124V112H123ZM168 110V111H167ZM208 110H209V112H208ZM213 110H215V111H213ZM48 112H49V109L47 110ZM216 114H214L213 112ZM218 111H220L221 112V114L222 115H220V112H218ZM245 113H244V112ZM171 114H170V113ZM22 113V112H21ZM41 113H43V114H41ZM45 113V114H44ZM115 113L117 114L118 112H115V111H113V113H110V114H112V115H115ZM189 113V112H188ZM211 113L213 114L212 116H211ZM34 114V115H33ZM35 114H36V116H35ZM29 115V116H28ZM45 115V116H44ZM119 116V118H127V115H128V113H127V115L125 116V117H123V116ZM220 115V116H219ZM38 116V117H37ZM59 114H58V118H59ZM108 116H110V115H108ZM206 116H208V117H206ZM213 116H215V118L213 117ZM222 117L221 118V121H220V118L218 119V117ZM29 117V118H30ZM107 117V116H106ZM137 118V117H135V116H130L129 117V115H128V118ZM23 118H25V117H23ZM107 118H113V117H107ZM207 118V119H206ZM224 118V119H223ZM166 119H168V120H166ZM206 119V120H205ZM218 119V120H217ZM202 120H205L206 121V123L203 121L202 122ZM222 120H224L225 121V123H227L228 124V126H227V124H224V122H222ZM231 120H232V122H231ZM122 121H124V119H122ZM218 121V122H217ZM32 122L33 121H31V123H28V124H26V123H22L21 124V126H23V127H20V130H24V129H26V130H28L27 131V133H31L32 132V128H33V125H32ZM198 122V123H197ZM220 122V123H219ZM203 123V124H202ZM206 124V127H205V124ZM219 123V124H218ZM252 123V122H251ZM121 124V123H120ZM165 124H166V126H165ZM170 124V125H169ZM224 124V125H223ZM241 124V123H240ZM121 125H123V123L121 124ZM121 125L119 126V124L118 125H115V124H113L112 125V128H110V129H116V128H121V129H123L122 127H121ZM160 125V126H159ZM167 125H168V128H166L167 127ZM194 125V126H195ZM204 125V126H203ZM208 125V126H207ZM215 125H218V126H221V127H218V126H215ZM32 126V127H31ZM163 126H165V127H163ZM222 126H224V129H225V127H226V130L224 131V129L221 131V129L223 128ZM231 128H230V127ZM234 126V127H233ZM25 127V128H24ZM183 127H185V125H181L180 126V128H178V130L183 134V131H185L187 128H188V126H186L185 127V130H183ZM207 127H209V128H207ZM218 127V128H217ZM238 127H239V129H238ZM165 128V129H164ZM171 128V129H170ZM210 128H212L211 129V131L214 129V128H216V129H218L219 131H221V132H219V131H217L216 129H215V133L212 131V132H210ZM230 128V129H229ZM37 129V128H36ZM175 130H177V128H174ZM240 129H241V131H240ZM175 130H171V132H174ZM177 130V131H178ZM224 131V132H223ZM221 134V136H217V135H220L219 133ZM20 133H22V132H20ZM48 133H50V131H48ZM186 133V131L184 132V134ZM194 133V135H196V136H194V135H192V136H194L195 137V139H196V137L197 136H200V134L199 133H197L196 131H194V130H190V132L189 133H186V135H190V134H193ZM196 133V134H195ZM204 133V136L203 137H205V134ZM212 133V134H211ZM214 133V134H213ZM218 133V134H217ZM235 133V134H234ZM237 133V134H236ZM255 134V136H254V134H252V136L251 135H248V136H245V137H249L248 138V142H246L245 141V143H250V145H252L251 144V142L253 143V144H255L256 146H258V145H260V146H258V147H260V149H258V151H260L259 152V155L258 156H262L263 155V153H264V148H261V147H263L262 145L264 144V142H263V144H262V141H263V139H262V137H261V134H260V136H259V133L258 134ZM23 134H24V132H23ZM181 134V135H182ZM183 134V135H184ZM199 134V135H198ZM209 134V135H208ZM217 134V135H216ZM185 135V136H186ZM210 135H212V137L210 136ZM235 135V136H234ZM180 136V135H179ZM178 136V137H179ZM192 136H189V138H192L193 139V137ZM252 138H251V137ZM254 136V137H253ZM182 137H184V136H182ZM209 137H207V138H209ZM214 137V138H213ZM186 138H188L187 136H186ZM224 138V139H223ZM178 139H180V138H178ZM194 139V140H195ZM221 139V140H220ZM31 140V139H30ZM233 140V141H232ZM234 140L237 142H234ZM4 140L2 139V142H3ZM26 141H27V144H26ZM25 141V145L24 146H27V147H31V146H33L32 145V142H33V140H32V142L31 141H29V139L28 140H26ZM196 141V143H197V141H198V139H196L195 140ZM215 141H213V142H211V139H209V141L208 142H210V143H212L213 145H211L210 143H209V150H207L206 148L208 147H206L205 148V150H204V155H202V156H204L203 158L202 157H194L195 158V160L196 161H198V162H202V163H204V164H206V165H210V166H208L210 169H211V179L215 182L216 180L215 179H217L216 178V175L218 176V174H219V176L221 175H223L221 178H225V176L224 175H226V174H230L231 175V173L233 174L235 171H231L229 168H227V167H220V169L219 170H216V172H215V169H217V165H215L216 166V168H215V166H211L212 165V163L214 162V160L212 159V157H215V156H217V157H215L214 159L217 161V160H219L220 161V159H221V157L222 156H220V152H218V151H215L214 150V148H215V144L218 142L219 143V141H217V142H215ZM29 143V144H28ZM170 143H172V141L170 142ZM198 145H199V143H198ZM194 146V149H196L197 147L198 148H200L201 146ZM213 146V149H210V147L211 146ZM254 145V146H255ZM173 147H171V150H173L174 151V148L172 149ZM212 148V147H211ZM263 149V150H262ZM207 150V151H206ZM210 150H212V152L210 151ZM211 153H210V152ZM215 152V153H214ZM244 152V153H243ZM178 154L179 153V151H178V148H175V154ZM208 153H209V155H208ZM177 154L175 155V156H177ZM214 154H216V155H214ZM242 154V155H241ZM262 154V155H261ZM211 155V156H210ZM246 155V154H245ZM157 156V155H156ZM159 156V155H158ZM220 158H219V157ZM239 156V157H240ZM161 156H159L158 158H160ZM164 157V156H163ZM263 157L264 156H262V159H263ZM205 158H206V160H205ZM209 158V159H208ZM217 158V159H216ZM219 158V159H218ZM241 158V157H240ZM261 159L260 157H257V159ZM200 159V160H199ZM202 159H203V161H202ZM258 159V160H259ZM261 159V160H262ZM213 160V161H212ZM171 161H173V160H171ZM170 161V159H168L167 161H166V165L167 166H169V168H171V169H174L175 171H180V168L179 167H182V166H180V164H179V161H177V159L176 160H174L173 162H171ZM178 162V164L176 165L175 163H177ZM219 161H217L218 163H219ZM264 161V160H263ZM175 162V163H174ZM168 163V164H167ZM172 164H173V168H172ZM182 164V163H181ZM158 166H160V167H158V166H155V169H156V171L158 170V172L159 171H161V170H159L160 168H161V165H159V164H157ZM156 167H158V168H156ZM212 167V168H211ZM215 169H214V168ZM178 168H179V170H178ZM183 168V167H182ZM226 168H227V170H226ZM214 169V170H213ZM224 169V170H223ZM214 172H213V171ZM155 171V173H156V175H157V179L159 178V177H162V178H160V179H162V181H164V179H165V177L163 176V170L161 171V173L159 172V174L157 173ZM181 171H182V173H183V169H181ZM217 171H219V173L217 172ZM231 171V172H230ZM215 173H216V175H215ZM215 176H214V175ZM228 174V175H229ZM228 175H227V177H228ZM229 175V176H230ZM242 174H236V172H235V175H234V177H237L236 179L238 180V183H241V184H247L246 186L248 187L247 189L249 190H247L248 192H250V191H252V188H251V186L253 185V177L252 176H250L248 173H244L242 176H241ZM218 176V177H219ZM232 177H233V175H231ZM238 176H240V178L238 177ZM214 177V178H213ZM241 177H243V179L241 178ZM250 177H252V178H250ZM188 178V179H187ZM251 180H250V179ZM160 179H158V182H160ZM187 179V180H186ZM190 179L191 178H189V176L187 175V174H184V176H183V179H180L179 181V183L180 184H182V185H186V186H189L190 185V183L192 182V181H194V180H196L195 178L193 179H191V181H190ZM241 179H242V181H241ZM189 180V182L190 183H188V184H186L187 183V181ZM240 180V181H239ZM248 180V181H247ZM252 181V182H251ZM184 182H186L185 184H183ZM162 183V182H161ZM252 183V184H251ZM241 184H239V185H241ZM243 184V187H246L245 185ZM218 186H220V188H221V190H224L223 188L225 187L223 184H219ZM222 186V187H221ZM224 186V187H223ZM242 186V185H241ZM225 189H226V187H225ZM247 191H246V189H242L240 192H237L238 194H235V193H233L232 195L234 196V195H236V197L235 198H237V200H238V197H240V199L238 200L239 202L241 201V193H242V196H243V204H244V201H246V200H249V196L251 195V193H250V195L247 193ZM170 191H168L167 193H169ZM244 192H246V194L248 195V197H246V195H245V193ZM167 193H165V195L167 194ZM170 193L172 194L171 196H172V198H171V196H169L170 195ZM169 194H167V196L166 197H163V201H164V203L166 204V206H168V207H170V205H171V201H173V199L175 198L176 199V201H174L173 203H172V205H176V203H177V199L179 198V197H176L177 195L175 194V192L174 193H172V192H170ZM239 193H240V196H239ZM244 193V194H243ZM174 194V195H173ZM165 195H163V196H165ZM175 196V197H174ZM161 197H162V195L160 196V199H161ZM229 197V196H228ZM244 197H246V200H245V198ZM184 198L188 201L189 199H187V198H189V197H185L184 196ZM231 198V195H230V197L227 199V196H223V197H220V201H219V204L221 205V202L223 201V200H225L224 202H222V205L221 206H223V203H225L224 204V206L226 207L225 209H226V211H228V209L230 208L231 210L230 211H228L229 213H230V215H229V213L228 212H226L227 214V219L225 220L226 221V225L228 226V229H227V226L224 224V226L226 227V229H227V232H230V233H232L233 234V237H232V239H233V242L231 241L232 239H231V236H232V234H230L231 236H229V233L228 234H226V232L225 231H222V234H223V238H227V236H229L228 237V240H230V242L232 243H230L231 245L230 246H228V245H224V247H226V248H231V250L233 249L234 251H237L238 250V252H236V253H238V254H241L242 252L241 251H243L244 249L243 248H245V247H243V246H246L247 247V249H249L250 250V255H252V254H255V256L257 257L258 255H261L262 253L264 254V249L262 250V248H258V246H259V244H257V243H252L251 241L250 242H242V245H241V242L239 243V241L237 242V243H239L238 244V246H237V243H234L235 241H237L238 240V238L236 237L239 233H240V228H236L237 226H234V228H232L233 227V223H235V220H239V221H248V220H252L253 221V226H251L250 228H243V230L245 231H249L251 234V236H255L256 235V232H257V230L256 229H261V230H264V222L262 221L261 222V220H258L257 222L255 221V220H253V219H250L251 218V216H253V215H251L250 216V214H251V212H249V213H246V212H240V211H237V210H235V208H234V203L235 202H238V201H236V199L234 200V198L232 197V199L234 200H232V199H230ZM174 199V200H175ZM184 199V200H185ZM253 199V200H252ZM252 199H250V201H246L245 203H250V205H251V207L253 206V204H254V207H253V209L255 208V209H259L260 207H262V206H264V201H262L261 202V200H257L258 198L257 197H254V198H252ZM254 199H256L257 200V202L256 201H254ZM179 200V199H178ZM226 200H227V202H226ZM167 201H170L169 203L167 202ZM203 200H201L199 203V208L202 206L201 204H203V202H202ZM230 201V202H229ZM254 201V202H253ZM261 203H259V202ZM232 202V203H231ZM234 202V203H233ZM241 202V203H242ZM71 203V201L70 200H67V202H66V206H68L69 207V209L71 210V208L73 207L72 206V203ZM168 203V204H167ZM205 203V202H204ZM263 203V204H262ZM214 204H216L215 203V201H213V205H207V204H203L204 206L203 207H201L200 209H199V214H198V216L200 217H204V215H205V208H211V206H212V208L214 209V207H215V209H217L218 208V206H219V204L216 206H214ZM228 204V205H227ZM260 204V205H259ZM171 205V206H172ZM174 205V206H175ZM201 205V206H200ZM207 205V206H206ZM256 205V206H255ZM257 205H259V206H257ZM231 206V207H230ZM217 207V208H216ZM259 207V208H258ZM204 208V209H203ZM228 208V209H227ZM234 210V213H233V210ZM166 210V207H162L161 209H160V212L161 213H163V214H166L165 212H167V210ZM237 213H236V212ZM202 212H204V214L202 213ZM238 212H240V214L238 213ZM247 214L248 216V218L246 217V215L245 214ZM201 214V215H200ZM202 214H203V216H202ZM235 214V215H234ZM237 214H239V216H238V219L236 218L235 219V217H237ZM232 215L234 216V218L233 219H235V220H233V219H229V218H232ZM242 215V216H241ZM245 215V216H244ZM200 217V218H201ZM240 218V219H239ZM248 220H247V219ZM231 220H233V221H231ZM230 222V223H229ZM231 222H233V223H231ZM257 224H256V223ZM261 224H260V223ZM229 225H228V224ZM233 224V225H232ZM262 225V226H260V225ZM255 225V226H254ZM230 226H231V228L233 229V231L232 230H230V231H228L229 229H230ZM259 228H258V227ZM251 228H254V229H251ZM238 230H239V232H238ZM247 231V233H249ZM223 232H225V235H224V233ZM206 233V232H205ZM208 233V232H207ZM238 233V234H237ZM255 233V234H254ZM221 234V235H222ZM254 234V235H253ZM227 235V236H226ZM234 235H236V236H234ZM207 236V237H206ZM178 237V238H177ZM177 237H176V239L179 241H182L183 242V244H186L187 242H189V241H186L188 238L187 237H184V238H182V236L181 235H178L177 234ZM184 241H183V240ZM205 239H206V242H208V241H210L209 239H210V236L208 235V234H206L205 235ZM177 240L175 241V239L174 240H172V241H170L171 242V245L170 244H167V245H169V247L168 246H163V244L160 242V240L159 239H156L155 240V243H153V244H151L152 245V247H154L156 250L155 251H157V248H162L163 250H161V249H158V251H157V253H158V255L160 256V257H163L164 256V253H166V252H168L171 248H174L175 247V249L177 248V244H178V242H177ZM189 240V239H188ZM159 241V242H158ZM186 241V242H185ZM169 242V243H170ZM172 242H174V244L172 243ZM177 244H176V243ZM3 243V245L5 246V244H4V242H2ZM7 245V249H6V247H4L3 246V248H5V249H3L2 248V251H0V263H2V264H5V263H8L11 259L10 258H13L14 256H16V254H15V252H13V251H15L13 248V244H10V246L11 247H9L8 245H9V243H7V241L5 242ZM244 243H246V244H244ZM249 243H251V244H249ZM174 246H173V245ZM248 244V245H247ZM253 244H255L256 246H254ZM157 245V246H156ZM234 245V246H233ZM236 245V246H235ZM252 245H253V247H252ZM173 246V247H172ZM13 247V248H12ZM166 247H168L169 248V250H168V248L167 249H165ZM171 247V248H170ZM199 247V246H198ZM197 247V250L199 251V248ZM236 247H238V248H236ZM248 247H251V248H248ZM256 247V248H255ZM11 248V249H10ZM203 247L201 246V250H204V248L202 249ZM181 249V250H180ZM184 249V250H183ZM260 249V250H259ZM3 250H4V252H3ZM7 250H8V252H7ZM159 250H161V251H163V252H161V251H159ZM164 250H165V252H164ZM168 250V251H167ZM188 250V249H186L185 247L184 248H178V255H180V256H182V257H176V259L174 260V262H172V264H188L189 263V261H192V257L193 256H197V254H195V253H193V252H191V251H186ZM200 250V251H201ZM241 250V251H240ZM252 250V251H251ZM258 250H259V252H258ZM183 251V252H182ZM184 251H185V253H184ZM198 252V253H200V256H205L204 255V252H205V250L204 251H201V252H203V254H201V252ZM260 251H261V253H260ZM240 252V253H239ZM252 252V253H251ZM182 253H184V254H186V255H184V254H182ZM190 253H192V254H190ZM13 254H14V256H13ZM177 254V253H176ZM194 254V255H193ZM205 254H206V252H205ZM242 254H245V253H242ZM9 255V256H8ZM183 255L185 256V257H183ZM189 255V256H188ZM208 255H209V253H208ZM248 253L247 254H245V256L243 255L242 257H241V259H237L236 261H234V260H227L226 261V264H243L242 262H244V259L247 261V264H249V262L251 261V259H250V256ZM192 256V257H191ZM254 255H253V257H255ZM5 257V258H4ZM8 257V258H7ZM206 257H208V256H206ZM252 257V256H251ZM178 258L181 260V261H184V262H180L179 260H178ZM189 260H188V259ZM2 259H4L5 261L3 262V260ZM7 259V260H6ZM14 259V258H13ZM12 259V260H13ZM165 258L163 257L162 259L160 258L159 259V261H161V262H159L158 260V262H159V264L160 263H162V260H164ZM184 259V260H183ZM176 260H178V262L176 261ZM188 262H187V261ZM241 260V261H240ZM6 261H8V262H6ZM148 261L151 263V262H153V260H151L150 258L148 259ZM156 261V262H157ZM193 264H200L199 263V259H193ZM198 261V262H197ZM245 261V262H246ZM157 262V263H158ZM175 262H177V263H175ZM233 262V263H232ZM156 263V264H157ZM152 264H154V263H152ZM202 264V263H201ZM204 264V263H203ZM205 264H207V263H205Z\"/></svg>", "mask_w": 264, "mask_h": 264}]
</instances>
